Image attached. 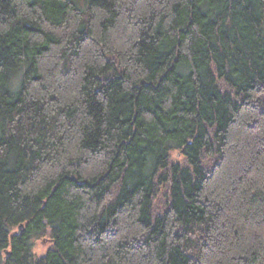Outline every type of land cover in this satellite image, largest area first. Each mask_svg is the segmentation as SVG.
<instances>
[{
	"label": "trees",
	"instance_id": "16d2710c",
	"mask_svg": "<svg viewBox=\"0 0 264 264\" xmlns=\"http://www.w3.org/2000/svg\"><path fill=\"white\" fill-rule=\"evenodd\" d=\"M0 264H264V0H0Z\"/></svg>",
	"mask_w": 264,
	"mask_h": 264
},
{
	"label": "rangeland",
	"instance_id": "374dc122",
	"mask_svg": "<svg viewBox=\"0 0 264 264\" xmlns=\"http://www.w3.org/2000/svg\"><path fill=\"white\" fill-rule=\"evenodd\" d=\"M47 248L48 244H46L44 241H35L33 252L36 256L43 255L46 252Z\"/></svg>",
	"mask_w": 264,
	"mask_h": 264
},
{
	"label": "water",
	"instance_id": "95a60500",
	"mask_svg": "<svg viewBox=\"0 0 264 264\" xmlns=\"http://www.w3.org/2000/svg\"><path fill=\"white\" fill-rule=\"evenodd\" d=\"M23 226L20 225V227L18 228V231H22Z\"/></svg>",
	"mask_w": 264,
	"mask_h": 264
}]
</instances>
